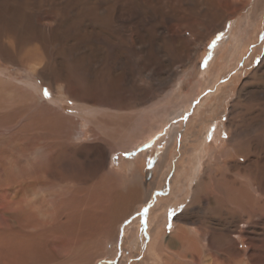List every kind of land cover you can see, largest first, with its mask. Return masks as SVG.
<instances>
[{
    "label": "bare ground",
    "instance_id": "6f19581e",
    "mask_svg": "<svg viewBox=\"0 0 264 264\" xmlns=\"http://www.w3.org/2000/svg\"><path fill=\"white\" fill-rule=\"evenodd\" d=\"M34 5L42 9L47 7L67 9L72 13V21L65 25L64 33L66 32V36L71 30L79 33L77 41L81 44V50L79 52L77 49L80 55L76 64L79 62V64L86 66L84 69L85 77H96L95 81L91 79L89 82L85 80L77 82L72 79L74 72L68 63L65 65H61L60 62L56 65L52 64V55L47 47L49 36L46 33H38V30L32 27L34 25L32 22L35 19L32 21L29 14L26 15L27 7ZM246 7H248V10L244 19L251 21V16L256 15V10L264 8V0H0V58L14 62L18 66V74H24L27 77L24 76L25 78L20 80L23 90L27 94L39 95L41 88L38 81L40 82V79H50L55 95L67 96L70 101L75 103L77 111L80 112L79 117L81 116L99 130L104 126L111 129L118 124L117 118L126 116L129 112L133 116L135 112H132L136 110L134 108L141 103H148L150 94L154 93L149 89H141L137 96L133 95L134 97L125 96V93L119 94L120 88L117 85L119 77L143 76L146 74L147 65L144 64L140 70L136 69L137 71H134L129 66L128 50L121 43V56L117 52L115 59L122 57L125 71H113L109 66L110 58L108 59V52L113 42L119 40L123 42L122 39L131 38L135 40L133 49L138 54L143 53L149 46L147 42L154 40L151 33L153 32L154 36L156 34L153 25L159 26L162 36L164 35L163 41L158 45H156V42L153 43L156 47L153 49L155 57L153 58V65L150 64L151 69L149 71L155 77H164L165 80L170 79L175 75L174 64L180 63L179 67L186 68L188 64L191 65L193 59L195 62V55L199 53L201 47L205 45L212 34L222 29L228 21L237 17L236 14ZM258 20V23L263 21ZM121 24L124 25V29L119 28ZM67 32L69 33L67 34ZM189 32H194L191 38L188 36ZM61 36V34L55 33L56 38ZM157 47L158 51H164L163 58L157 55ZM72 54L74 53L72 52ZM111 64L113 65L114 62ZM156 66L159 67V71ZM6 69L0 68L1 78L6 76L9 70L6 71ZM107 77H115L114 82L109 81V86L113 89L112 93L109 89L107 91L104 88V80ZM202 79L197 82V85L192 86L194 95L197 94L199 87L205 82ZM185 85V80H181L179 91ZM13 89L15 88L13 87ZM239 89L229 114L228 125L232 131L231 136L228 140L219 141L218 145L215 142L209 144L206 142L207 140L204 141L202 158H207L208 165H206L200 180L193 188L189 205L180 215L185 217L188 222L185 223L186 226H177L174 234H171L169 239H165V242L157 235L152 238L149 250L152 264H173L171 260L183 259V257H186L184 253L186 251L192 252L193 255L191 256L195 258L198 256L201 258L202 255L213 258L214 248L218 249L216 250L218 258L215 260V264H264L263 250L260 252L258 248V251H254V248L250 247V252L246 253L249 258L246 259L244 253L238 251L239 249L235 243L232 252H235L236 259H229L225 248L219 250V246L215 244L214 233L211 231L214 228L223 239H228L230 238V230L227 228L229 226L215 228L214 220L224 221L227 216L234 221L239 218L241 222L248 224L249 229H251L249 235L259 239L258 247L264 248V58ZM189 96L190 92L188 90H184L181 95L176 94V96L172 92L168 94V97L173 98V100L165 98L160 104L146 106L137 111L132 124L129 126V131H125L127 134L123 139L122 150H128L133 145L137 146L141 141H147L151 138L154 135L153 133L162 127L166 119L168 120L173 115H177L187 107V104H191L194 98H189ZM23 99H25L24 96ZM39 100L41 99L39 98ZM50 102L57 104L58 101L53 98L50 99ZM16 105L18 104L16 103ZM58 122L51 120L48 125L57 124L61 125L58 126L59 129L63 131L67 129L66 125ZM178 133L179 129L175 126L167 154ZM136 134L139 135L137 140L135 139L137 136L135 138L133 136ZM82 135L84 133H79L76 139ZM114 138L116 139V137ZM129 143L130 146H128ZM54 145L52 144V146ZM58 146L60 145H55V148ZM87 151L90 152V150ZM106 152L105 148L101 149V157L98 161L104 162L102 160ZM86 155L88 156V154ZM240 156L243 157L239 160ZM202 161L204 160L202 159ZM79 162L81 161L79 160ZM134 163V161H128L126 165L124 164L129 167L127 169L129 172L133 170L132 165ZM217 165L221 166L222 171L220 173L215 171ZM97 169L98 171L102 170L100 164H98ZM108 173L110 175L102 176L101 181L97 179L100 181L99 185H101L102 190L100 189L99 194L97 192L94 194V200L89 202L86 208L72 209V207H59L60 205H58L53 207V211H49L47 208L41 209L45 214L53 215V220L43 223L44 226L38 228L34 234L20 232V237L5 240L4 247H2L8 254H0V263L67 264L69 260L72 261V255L77 247L79 245L82 247L85 241L93 242L96 235H98L97 241L107 243L108 247V244L115 239L116 224L126 217L135 208V205L141 202L144 193L143 179L138 172L132 173L131 178L124 174L120 168L111 172L108 171ZM98 175L100 176V173ZM112 175H115V177ZM189 178L187 179L189 180ZM79 193L81 194V191ZM210 198H214V215L211 218H205L204 208L209 204ZM40 199H43V197ZM33 218H36L35 215ZM200 220H202L201 226H196L192 222ZM189 221L191 224H188ZM227 222L228 220L225 223ZM106 230L107 234H105ZM0 232L2 231L0 230ZM42 241L45 243L46 247H44L47 251L41 245L43 244ZM93 243L87 246L88 251L92 249ZM173 247H179L180 251L171 255L165 253L167 249L172 250ZM82 249V251H79L80 254L87 251L84 246ZM107 250H105V253ZM19 256L21 257L19 258ZM84 259L80 260V263L83 264Z\"/></svg>",
    "mask_w": 264,
    "mask_h": 264
},
{
    "label": "rangeland",
    "instance_id": "374dc122",
    "mask_svg": "<svg viewBox=\"0 0 264 264\" xmlns=\"http://www.w3.org/2000/svg\"><path fill=\"white\" fill-rule=\"evenodd\" d=\"M247 10L248 7L240 10L237 13L238 15L236 14L237 17L228 21L222 29L215 31L205 45L201 47L199 53L195 55L196 60L194 62L193 59L191 65L188 64L186 68H182L178 66L180 63L174 64L175 75L170 79L165 80L164 77H155L149 71L151 69L150 64L153 65V58L155 57V53H153V49L156 48L154 42H156V45L162 43L164 36L161 34V28L153 25L151 21L150 23L155 27L156 34L154 36V33L151 32L154 40L147 42L149 46L143 53L138 54L133 49L135 40L131 38H124L122 39L123 42L119 40L111 44L108 59L110 58L109 66L113 71H125L122 57L115 59L117 52L120 55L121 43L128 50L129 66L134 71L140 70L144 64L147 65L146 74L143 76L119 77V83L117 84L120 88L119 94L125 93V96L132 97L133 95L137 96L141 89H149L154 92L150 94L148 103H141L137 106L138 108H134L136 110L132 113H136L146 106L160 104L165 98H169L168 94L172 92L176 96V94L181 95L184 90H188L190 92L189 98H191L194 95L192 86L197 85V82L201 81L202 78L205 81L199 87L197 94L192 97L194 99L191 104H187V107L177 115L175 114L168 120L166 119L162 127L155 131L156 133L154 132V135L147 141H141L137 146L133 145L134 148L131 147L128 150H122L121 147L127 134L125 131H129L135 113L132 116L129 112L126 116L117 118L118 124L111 129L104 126V129L99 130L81 116H78L80 112L77 111L75 103L70 101L66 95V97L55 95L50 79H40L41 81H38L41 88L39 95L33 96L24 92L20 80H23L26 76L18 74V66L14 62L0 58V68L9 69L8 72H10H7V74L12 76L9 77L6 74L5 77H0V230L3 232H0V254H8L3 248L5 240L20 237V232L34 234L46 222L53 220V215H47L41 209L47 208V210L53 211V207L58 205H60L59 207H72V209L86 208L88 203L94 200V194L96 192L97 194L100 193L102 187L99 184L102 176H109L108 171L111 172L120 168L130 178L133 175L132 173L135 172L141 175L144 186L141 202L135 205V208L116 224L115 239L108 244V247L107 243L98 242V235H96L94 243L85 241L82 244L87 251L80 254L79 251L83 250V246L80 247L79 245L72 255V261L69 260L67 264H82L80 262L84 258L83 264H152L153 261L149 255L152 238L157 235L165 242V239H169V236L174 234L177 226H186L185 223L188 222L185 217L180 215L189 205L193 188L200 180L206 165H208L207 158H202L204 141L207 140L206 142L209 144L215 142L218 145L219 141L230 138L232 131L228 124L233 101L240 90L239 88L242 87L246 79L264 58V8L256 10V15L251 16V21L244 19ZM27 14H29L32 21L35 19L32 22L34 24L32 27L36 28L38 33H46L49 36L47 47L52 55V64L56 65L60 62L61 65H65L68 63L74 72L72 79L77 82L82 80L89 82L91 79L95 81L96 77H88L89 80L85 77L84 69L86 66L79 64V62L76 64L81 50V44L77 41L79 33L71 30L70 33L67 32L70 37L66 36V32L64 33L65 25L72 21V13L69 10L55 9V7L42 9L34 5L27 7ZM261 16L263 17L261 18ZM257 20L263 21L258 23ZM119 28L124 29V25L121 24ZM55 33L62 36L56 38ZM193 33L189 32L188 36L191 38ZM62 38H66V41H63ZM157 55L162 57L164 51H158L157 47ZM112 62H114L113 65ZM156 69L159 71L158 66H156ZM61 76L63 77V75ZM114 78L107 77L104 80V88L109 89L111 93L113 89L109 86V81L114 82ZM181 80H185L186 85L179 91ZM23 96L27 101L23 99ZM53 98L58 101L57 104L50 102V99ZM169 99L173 100V98ZM51 120L59 121V124L63 123L67 129L61 130L58 128L61 125L57 124L48 125ZM175 126L179 129V133L167 154ZM79 133H84L83 138L79 136L76 139ZM133 136L134 138L137 136L136 140L139 137L137 134ZM132 140L134 141V139ZM52 144L60 146L55 148V145L52 146ZM97 146L100 150L97 149ZM128 146H130V143ZM103 148L107 152L102 160L104 162H100L98 160L101 157V149ZM87 150H90V152ZM241 157L243 156H240L239 160ZM128 161L135 162L132 165L133 170L130 172L127 170L129 167L125 166ZM98 164L102 167L101 171L97 169ZM215 171L220 173L222 171L221 166H215ZM112 176L115 177V175ZM210 189L212 190V188ZM70 192H73V195ZM42 197L43 199H40ZM213 202L214 198H210L209 206L207 205L204 208L205 218H211L214 215L215 205H213ZM34 215L36 218H33ZM3 218L5 219L3 220ZM230 219L231 217L228 216L224 221L213 219L215 228L229 226L227 228L230 230V238L228 239H223L214 228L211 230L214 233V242L219 246V250L225 248L226 254H228L227 257L232 260L236 259L235 252H232L234 243L237 244L238 251L244 253L246 259L249 258L246 253H249L251 248H254V251H258V248L260 252L264 251V248L258 247L259 239L249 235L251 229H249L248 224L241 222L239 218L236 221ZM227 220L228 222L225 223ZM201 221L192 222L196 226H201ZM188 224H191L190 221ZM105 234H107V230ZM91 243H93L92 249L88 251L87 246ZM41 245L46 250L45 243ZM106 249L108 250L105 253ZM216 250L218 249L214 248L213 258L204 255L201 258L199 256L195 258L191 256L193 255L192 252L186 251L184 252L186 257L181 258V260L172 259L171 262L173 264H215V260L218 258ZM179 251V247H173L172 250L167 249L165 253L171 255Z\"/></svg>",
    "mask_w": 264,
    "mask_h": 264
}]
</instances>
